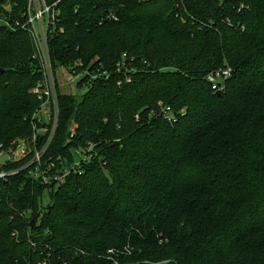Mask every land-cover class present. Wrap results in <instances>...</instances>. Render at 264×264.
<instances>
[{
    "label": "trees",
    "instance_id": "trees-1",
    "mask_svg": "<svg viewBox=\"0 0 264 264\" xmlns=\"http://www.w3.org/2000/svg\"><path fill=\"white\" fill-rule=\"evenodd\" d=\"M26 3L0 0V151L32 136L38 108V66L15 26ZM181 7L58 4L53 67L104 75L59 97L46 158L91 155L59 186L10 174L22 161L0 164V264H264V0ZM121 61L134 70L116 72ZM225 66L214 92L206 76Z\"/></svg>",
    "mask_w": 264,
    "mask_h": 264
},
{
    "label": "built area",
    "instance_id": "built-area-1",
    "mask_svg": "<svg viewBox=\"0 0 264 264\" xmlns=\"http://www.w3.org/2000/svg\"><path fill=\"white\" fill-rule=\"evenodd\" d=\"M62 0H55L52 3H47L46 0H27L26 6L22 13V23L15 22V26L21 27L24 30L30 40L33 49V59L36 61L39 70V79L31 89V94L35 97L38 108L35 110L32 118V136L30 137V148H21L19 150L17 161H22V166L17 171L10 174H16L21 170H28L30 176L40 181L44 186H59L61 185L66 176L70 172H77L80 174L79 169L83 163H87L90 158V152L92 146L88 145L84 148L72 149V162L65 166L61 163L60 158L52 160L46 158L47 150L54 137L55 130L59 117V97L75 96V90H77V84L84 78L88 80H94L102 77L104 73L96 71L95 73L88 72L87 70H76V68H82V63L76 62L68 70H62L60 68H54L51 61L49 51V39L57 32H61L59 27L60 12L58 4ZM174 3V6L183 8L186 0H169ZM221 1V0H218ZM114 13H108L104 15V20H115ZM0 25L9 26L7 20L0 17ZM124 55L122 59H124ZM125 71H133V67L129 63L125 64L124 61L116 64V72L120 73L122 69ZM65 69V68H64ZM69 74L70 78L64 82L63 74ZM231 75V69L228 66L219 68L207 74L206 81L214 92L222 91L226 80ZM126 81L129 78L125 77ZM71 83H75L71 86ZM118 82L117 85H120ZM85 88V87H84ZM160 106V104H159ZM161 112L168 122H172L175 116L171 113L169 108L161 107ZM46 125V126H44ZM42 127L38 132V127ZM39 127V128H40ZM45 136H44V135ZM46 141L42 142L40 146H37L38 138L43 137ZM8 157L12 156L10 151L7 152ZM13 158V156H12ZM14 158L11 160L13 161ZM6 174L1 173L0 178H3Z\"/></svg>",
    "mask_w": 264,
    "mask_h": 264
},
{
    "label": "rangeland",
    "instance_id": "rangeland-1",
    "mask_svg": "<svg viewBox=\"0 0 264 264\" xmlns=\"http://www.w3.org/2000/svg\"><path fill=\"white\" fill-rule=\"evenodd\" d=\"M60 69L68 70L69 66L68 65L67 66H63V68H60ZM69 78H70V75L68 73L67 74H63V78L62 79H63L64 82H66ZM74 85H75V83H71V86H74ZM85 90H86V88H83L82 90H80V89L75 90V94H76L75 97L77 96V98H79L78 96H81L85 92ZM44 126H46V125H44ZM39 127L37 128L38 132L40 134H42V131H40V130H41V128L43 126L40 127V128ZM44 136L38 138L37 146H40L42 144V142L46 141ZM30 141H31L30 138L23 139V140L22 139H18L15 142H13L12 145L10 147H8L7 149H3L2 151H0V164H4L7 160H9V157H8V154H7V152L9 150H10V153L12 154V156L14 158L13 162L17 163L18 154L20 155L19 150L21 148H25V149L29 150ZM46 200H47V194H44L43 203H45Z\"/></svg>",
    "mask_w": 264,
    "mask_h": 264
},
{
    "label": "water",
    "instance_id": "water-1",
    "mask_svg": "<svg viewBox=\"0 0 264 264\" xmlns=\"http://www.w3.org/2000/svg\"><path fill=\"white\" fill-rule=\"evenodd\" d=\"M12 159H13L12 156H10V157H9V160H12Z\"/></svg>",
    "mask_w": 264,
    "mask_h": 264
}]
</instances>
